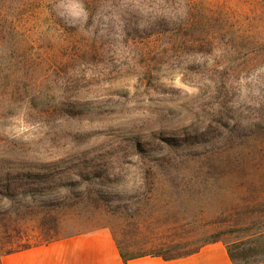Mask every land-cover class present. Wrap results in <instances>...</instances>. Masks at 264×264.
I'll return each mask as SVG.
<instances>
[{
  "label": "rangeland",
  "instance_id": "obj_1",
  "mask_svg": "<svg viewBox=\"0 0 264 264\" xmlns=\"http://www.w3.org/2000/svg\"><path fill=\"white\" fill-rule=\"evenodd\" d=\"M201 1L251 39L212 80L206 52L147 59L176 41L146 33L156 3L0 0V255L106 227L264 260V0Z\"/></svg>",
  "mask_w": 264,
  "mask_h": 264
},
{
  "label": "trees",
  "instance_id": "obj_2",
  "mask_svg": "<svg viewBox=\"0 0 264 264\" xmlns=\"http://www.w3.org/2000/svg\"><path fill=\"white\" fill-rule=\"evenodd\" d=\"M78 1L81 2L87 12H93L98 7L106 5L108 7V2L113 3L115 6L114 2L118 0ZM148 2L156 3V10L150 14L153 16L148 21L146 33L153 34L154 30V33L159 36L163 34L170 35L174 38L173 40L176 39L171 47L166 46L159 53H156L155 56L148 57L149 61L168 58H187L188 60L190 53L206 52L207 59L198 64L193 70L195 75L212 80L215 75L223 74L225 71L226 74L228 65L239 59L241 50L245 49L244 44H251V39L241 38L239 35L229 33L224 29L220 24L223 17L213 14L210 9L205 8L201 0H139V3L143 4ZM147 36H150V34L146 35L145 38H148ZM251 48V46L248 47L249 55L252 53ZM222 67L225 68L221 71ZM116 245L123 260L144 255L160 256L165 260H170L193 254L199 249V247H196L169 254L158 250H152L147 253L126 254L121 250L118 243ZM228 256L233 264H236L237 257L232 251L228 250ZM252 264H264V260Z\"/></svg>",
  "mask_w": 264,
  "mask_h": 264
},
{
  "label": "crops",
  "instance_id": "obj_3",
  "mask_svg": "<svg viewBox=\"0 0 264 264\" xmlns=\"http://www.w3.org/2000/svg\"><path fill=\"white\" fill-rule=\"evenodd\" d=\"M0 264H231L222 247L211 244L193 254L165 260L144 255L123 260L106 227L77 232L0 255Z\"/></svg>",
  "mask_w": 264,
  "mask_h": 264
}]
</instances>
